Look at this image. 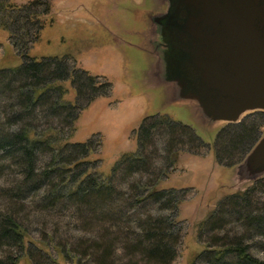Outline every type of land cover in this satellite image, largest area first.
<instances>
[{"label":"trees","instance_id":"trees-1","mask_svg":"<svg viewBox=\"0 0 264 264\" xmlns=\"http://www.w3.org/2000/svg\"><path fill=\"white\" fill-rule=\"evenodd\" d=\"M47 7V1L41 0L22 6L0 0V28L9 33L11 45L23 59L18 66L0 68V97L9 100L0 116V157L8 159L9 167L22 175V183L16 188L19 196L22 189L29 193L42 190L43 200L51 205L64 200L75 202L77 215L85 219V231L101 236V242L80 241L78 246L85 250L73 258L72 240L58 244L56 237L61 234L56 231L47 233L48 239H36L12 199L0 211V241L5 240L3 248H7L0 255V264H41L34 261V252L44 253L45 260L46 255L50 256L52 264H61L51 259L53 250L67 263L72 260L76 264H115L112 236L123 237L121 246L129 259L125 264H172L183 240V227L177 217L186 190L159 187L169 172L157 181L142 179L134 183L129 200L132 204L158 202L171 212L167 216L150 214L146 219L138 218L134 221L136 226L130 224L131 217L124 214L122 207H111L115 196L121 193L116 191L113 172L106 176L94 167L97 160L91 158L95 153L91 146L95 139L72 142L70 138L76 129L77 110L83 108L84 102L89 105L99 96L110 94L112 85L107 79L101 81L99 76L78 68L72 55L38 58L29 54L40 38L44 27L41 19ZM72 89L74 101L68 99ZM41 117L48 120L52 130L40 128ZM52 119H59V123ZM263 126L264 112H255L240 123L222 127L214 142L216 159L236 157L227 167L240 163L262 136ZM159 130L165 133L163 159L170 168H174L180 155L175 149L194 148L205 141L192 125L167 113L148 116L137 134V152L125 155L121 161L125 162L123 172L153 174L158 169L153 138ZM149 144L155 146L154 151ZM43 152L48 154L49 161L40 170L37 162ZM262 188L264 177L245 190L229 194L210 212L199 224L197 240L204 249L190 264H264V259L252 252L255 236H264V201L256 195ZM105 203L109 205L104 210ZM133 238L134 244L130 241Z\"/></svg>","mask_w":264,"mask_h":264},{"label":"rangeland","instance_id":"rangeland-1","mask_svg":"<svg viewBox=\"0 0 264 264\" xmlns=\"http://www.w3.org/2000/svg\"><path fill=\"white\" fill-rule=\"evenodd\" d=\"M31 1L11 0V3L22 6ZM41 1H47L48 10L41 19L44 27L40 38L33 44L29 54L38 58L72 55L78 68L99 76L100 80L103 79L101 81L107 79L112 85L110 94L99 96L89 105L84 102L83 108L77 110L79 115L75 123L76 129L70 141L88 142L95 139L91 146L95 151L91 158L97 160L94 167L99 168V172L106 176L113 172L116 191L121 193L115 196L114 204L112 202L110 205L118 210L123 208L124 214L131 217L129 222L132 225H135L134 221L138 218L146 219L150 214L167 216L171 213L158 202L144 201L136 206L137 203L129 201L134 183L142 179L146 181L155 178L157 181L164 172H169L168 178L159 187L186 190L177 217L183 227V240L172 264H190L204 249L197 240L199 224L226 196L245 190L248 183L239 186L232 178L233 167L227 165L235 161L236 157L219 159L220 161L216 159L214 142L217 133L203 132L190 107L167 103L164 89L148 84L147 74L150 73L153 60L143 46L153 10L152 0ZM22 60L9 41V33L0 28V68L18 66ZM74 98L75 92L72 89L68 99L74 101ZM8 101L6 96L0 97V116L4 115L3 105L6 106ZM157 113H167L192 125L205 140L204 143L196 144L194 148L187 146L175 149L180 155L174 168H170L163 159L167 142L163 136L165 133L155 131L153 140L158 150L155 161L158 169L155 168L153 174L123 172L125 162L121 161L125 155L137 152V134L144 119ZM47 121L41 117L40 128L43 131L52 130ZM52 121L59 123V119ZM262 129L264 130V126ZM154 145H148L151 151H154ZM48 161V154L40 153L38 168L41 170ZM9 164L8 159L0 157V211L14 199L16 210L20 211L32 235L40 240L48 239L49 232H58L61 234L59 238L56 237L58 244L63 245L71 240L75 243L71 248L73 258L85 250V247L83 249L78 246L80 241H100L101 236L96 237L85 231V219L82 215H77L78 207L75 202L64 200L51 205L43 200L42 190L29 193L22 189L23 193L19 196L16 191L17 186L22 183H19L22 175L19 170L10 168ZM263 191V188L258 189L256 195L264 201ZM107 205L109 204H103L104 210ZM245 231L241 228V232ZM119 237L120 239L110 237L114 238L113 261L115 264H125L129 259L121 246L123 237ZM134 240L135 238L130 241L134 244ZM5 242L0 241V255H4L3 251L7 249L3 248ZM253 243V254L264 259V236H255ZM33 255L34 261L38 263L52 264L50 256L46 255L50 262L44 259V253L34 252ZM136 256L139 253L134 255L135 258ZM54 258L61 264H76L72 260L65 262L53 250L51 259Z\"/></svg>","mask_w":264,"mask_h":264},{"label":"water","instance_id":"water-1","mask_svg":"<svg viewBox=\"0 0 264 264\" xmlns=\"http://www.w3.org/2000/svg\"><path fill=\"white\" fill-rule=\"evenodd\" d=\"M152 4L147 82L164 89L167 103L190 107L203 132L264 112V0ZM263 177L264 132L232 173L239 186Z\"/></svg>","mask_w":264,"mask_h":264}]
</instances>
